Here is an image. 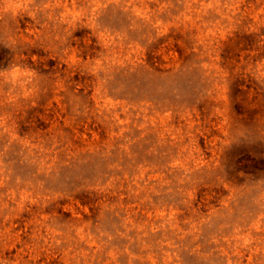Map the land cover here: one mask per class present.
<instances>
[{"label":"rangeland","instance_id":"rangeland-1","mask_svg":"<svg viewBox=\"0 0 264 264\" xmlns=\"http://www.w3.org/2000/svg\"><path fill=\"white\" fill-rule=\"evenodd\" d=\"M0 264H264V0H0Z\"/></svg>","mask_w":264,"mask_h":264}]
</instances>
